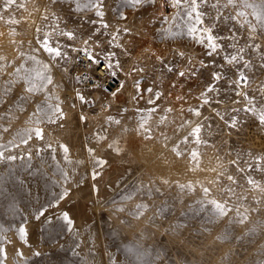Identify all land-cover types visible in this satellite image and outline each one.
I'll list each match as a JSON object with an SVG mask.
<instances>
[{"label": "rangeland", "instance_id": "1", "mask_svg": "<svg viewBox=\"0 0 264 264\" xmlns=\"http://www.w3.org/2000/svg\"><path fill=\"white\" fill-rule=\"evenodd\" d=\"M248 2L255 11L264 4ZM80 4L83 11L74 0H0V151L22 157L0 161V264H264V124L237 95L264 108V35L255 33L259 51L245 47L249 70L226 65L224 52L207 55L173 0ZM221 11H245L257 23L243 3ZM243 19L222 18L214 34L238 35V47L253 43ZM45 41L63 55H49ZM80 51L111 65L120 89L86 86L74 71ZM238 71L248 87L233 83ZM215 72L225 79L214 81ZM29 80L38 91H26ZM209 85L219 91L206 92ZM41 105L63 114L37 124ZM34 127L44 139L23 144Z\"/></svg>", "mask_w": 264, "mask_h": 264}, {"label": "snow or ice", "instance_id": "2", "mask_svg": "<svg viewBox=\"0 0 264 264\" xmlns=\"http://www.w3.org/2000/svg\"><path fill=\"white\" fill-rule=\"evenodd\" d=\"M76 4V9L78 11H83V8L81 7L80 0H74ZM130 3L133 5H140L146 0H129ZM149 2L154 3L155 0H149ZM243 3L244 7L246 8H253L254 11L252 15L255 17V20L257 21L256 24H254L251 20L247 19L248 13L245 11H239L236 16H230V17H223V13L221 11L222 8H228L229 6L236 7L237 3ZM6 5H11L14 3V0H5ZM102 4V0H87V4L85 7L91 9V8H97ZM173 6L177 8H184L185 9V16L189 21H193L187 30V35L195 40L198 44L205 46L207 50V55L211 56L214 54H219L220 52H224L223 59L225 61L226 65L235 66V65H242L243 68L251 70L253 67L252 61L250 59H245V47L253 48L256 51H259L260 46L259 44L255 43L257 37L255 33H259L260 35H264V4L261 5V11H255L256 5L249 3L248 0H226V3H221V0H215V2H212V0H173ZM211 8L215 10V16H212L209 12L203 11L204 8ZM100 16H103L102 12L97 13ZM243 17L244 19L241 21L240 26L245 27L247 26L250 29L249 32V39L253 41V43L248 44L246 46H240L239 44V36L238 35H228L224 36L221 34H214L216 32V29L219 26V22L221 19H239ZM209 20L208 24H205V19ZM104 27H107V25H104ZM61 35H66L69 39H74V33L73 32H62ZM224 41H227V44L224 43ZM43 48L45 51L48 52L49 55L53 57H61L63 55L61 49L59 47H53L50 42L45 41L43 42ZM227 49H231V52H228ZM178 55L183 56L184 53H178ZM90 60L93 62H96L99 64V61H96L94 57H89ZM261 60H264V55H262ZM111 67V65H109ZM261 68H264V64L260 65ZM20 71L19 69L17 70ZM179 75L181 77L185 76L184 72H180ZM47 84L52 83L51 76L42 77ZM221 79H225L223 73L221 72H215L213 74V80L216 82H219ZM234 84L237 86L242 87H248L249 78L245 74L244 71H238V78L237 80L233 81ZM34 85H32L31 80H29V87L26 89L28 93H33L38 91ZM148 91H151L150 89ZM219 90L215 87V85H209L206 89V92H218ZM237 95H241L246 97L247 99V106L245 108V111L258 116L259 123L264 124V108H258L256 97L255 96H248L246 92H238ZM261 96L264 98V89L261 90ZM82 101L84 100L83 96L79 97ZM157 98H159L157 96ZM205 104L210 103L211 101L207 98H205ZM233 111H238V109H233ZM42 113L43 119L38 115ZM62 110L57 108H53L50 105H41L38 106L37 111L33 113V117L36 119L37 124H42L45 122L53 123L55 122L56 117L62 116ZM197 116L200 115L199 111L195 113ZM219 115V113H217ZM223 119V117H221ZM235 119V118H234ZM116 123H119L118 121ZM232 127H235V123L231 125ZM7 131V129H5ZM202 131L201 127L197 126L193 130V135L196 136L197 141L199 142V133ZM33 135L39 139H44V133L43 129L41 127H34L31 129H26L24 137L22 138V143L27 144L32 138ZM186 142V141H185ZM3 146L0 145V148ZM51 145H47L48 149H51ZM64 153H65V159L67 160V155L69 152V149L66 145H62ZM39 152L43 151V149H38ZM92 150H90L91 152ZM198 154H193L194 158ZM18 158L17 156H4V152L0 151V161L3 160H16ZM29 161L31 160V153L28 154ZM54 159V157H53ZM105 163L102 160H97L96 164L102 165ZM96 173H93V177H95ZM65 178H67V174L65 173ZM229 179H232V177H229ZM250 184H256L254 180H249ZM257 187H259L258 184H256ZM207 192L208 190L205 189ZM264 191V189H262ZM67 192L63 193L62 196H66ZM212 203L216 206V209L218 210L219 214L221 216L227 215V210L224 205L220 204L217 201H212ZM47 211V207H43L39 210V212L36 215V219L39 220L41 216L45 214ZM63 220L68 224L72 225L73 221L68 216L67 213L63 214ZM20 234V239L27 242V229L25 227H20L18 229ZM22 255V253L20 254ZM0 257L6 259V252L4 249H0Z\"/></svg>", "mask_w": 264, "mask_h": 264}, {"label": "built area", "instance_id": "3", "mask_svg": "<svg viewBox=\"0 0 264 264\" xmlns=\"http://www.w3.org/2000/svg\"><path fill=\"white\" fill-rule=\"evenodd\" d=\"M90 56L94 57L85 51H80L74 65L75 73L82 77L86 86L104 90L120 89L119 81L111 74L108 65L102 61L97 64L90 60ZM95 60L98 61L96 58ZM114 80L117 82L115 83Z\"/></svg>", "mask_w": 264, "mask_h": 264}, {"label": "water", "instance_id": "4", "mask_svg": "<svg viewBox=\"0 0 264 264\" xmlns=\"http://www.w3.org/2000/svg\"><path fill=\"white\" fill-rule=\"evenodd\" d=\"M114 82L116 83V82H117V80H114ZM108 90H110V88H108Z\"/></svg>", "mask_w": 264, "mask_h": 264}]
</instances>
